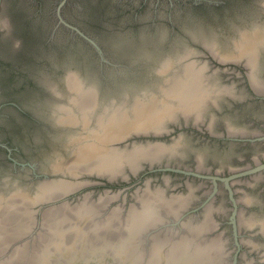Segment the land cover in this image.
<instances>
[{
    "label": "flooded vegetation",
    "instance_id": "af4514ba",
    "mask_svg": "<svg viewBox=\"0 0 264 264\" xmlns=\"http://www.w3.org/2000/svg\"><path fill=\"white\" fill-rule=\"evenodd\" d=\"M61 1L0 0V16L7 18V24L0 23V186L6 178L28 181L35 176L34 171H42L49 163V153L64 145L65 130L52 116L56 101L53 90H65L68 68H78L104 90L115 91L139 82L147 66L159 61L163 52L192 42L190 29L198 25L225 41L235 34L234 26L264 24V0L262 6L261 0H155L156 9L152 8V0H64L60 8L63 21L57 14ZM165 4L168 15L161 10ZM218 65L223 79L234 87L242 85V90L236 94L234 88L235 94L224 95L219 106L212 103L200 127L194 126L193 120L186 124L181 119L175 131L186 130L198 139L193 144L206 145L207 150L214 146V150L243 163L230 167L227 173L220 167L205 173L218 177L217 189L212 178L199 179L212 180L211 193H217L219 182L225 183L223 178L233 176L230 180L255 189L260 199L249 207L255 213H264V92L253 87L244 61L232 62L226 70L224 64ZM259 70V79L264 83V50ZM51 82L58 86L51 87ZM229 112L251 128L230 132L228 122L226 126L220 122ZM210 115L218 116V131L214 120L212 130L208 127ZM173 163L195 169L188 157ZM168 172L181 174L183 179L197 177L177 171L150 175L162 178ZM239 203L237 200L238 209ZM190 208L201 211L204 206Z\"/></svg>",
    "mask_w": 264,
    "mask_h": 264
},
{
    "label": "bare ground",
    "instance_id": "6f19581e",
    "mask_svg": "<svg viewBox=\"0 0 264 264\" xmlns=\"http://www.w3.org/2000/svg\"><path fill=\"white\" fill-rule=\"evenodd\" d=\"M231 39L233 42L227 46L218 47L211 40L204 43L214 55L244 61L249 66L253 87L264 92V83L257 74L264 50V24L239 28ZM159 61L156 85L162 90L159 94L123 96L119 100L112 96L109 103L102 104L93 84H85L73 74L67 77L65 90L54 89L58 97L52 116L65 130L63 148L69 155L61 158L55 167L70 173L93 172L96 159L101 160L99 171L110 175L122 172L126 163L135 168L142 158H159L163 153H171L167 151L170 148L135 145L118 149L110 142L132 132L163 131L168 120L180 115L187 120L192 118L195 123L202 122L207 105L212 101L218 104L226 94H235L234 86L222 83L216 72L209 73L206 65L195 63L193 52L188 49H178ZM208 126L211 128V121ZM77 184V180H57L40 187L34 195L17 191L6 199L0 197V264H18L21 258L26 259V264H220L223 261L219 249L222 240L218 234L210 235L216 228L213 204L207 205L199 221L184 222L179 232H159L163 214L179 213L188 207L194 198L192 185L184 194L169 196L159 188H143L134 204L122 211L108 208L105 202H111L110 196H101L100 201L85 196L74 204L47 208L43 211V222L39 223L31 205L63 195ZM243 200L250 202L247 196ZM12 212L18 213L21 223L16 234L37 231L46 237L47 242H43L38 253L35 254L29 241L12 247L8 257L3 255L13 242L10 243L12 234H5L2 222ZM240 221L249 227L257 226L264 234V218L249 215Z\"/></svg>",
    "mask_w": 264,
    "mask_h": 264
},
{
    "label": "water",
    "instance_id": "95a60500",
    "mask_svg": "<svg viewBox=\"0 0 264 264\" xmlns=\"http://www.w3.org/2000/svg\"><path fill=\"white\" fill-rule=\"evenodd\" d=\"M64 0L61 1L57 7V14L60 17L61 21H63L61 13H60V8L64 4ZM260 5L262 6V0L260 1ZM262 15L264 17V11L262 12ZM252 26L250 25H243L239 24L237 26H234V30H238L239 28H250ZM201 29V30H200ZM80 31L79 29H77ZM190 32L193 33L192 37V42L187 41V43L183 44L179 48L173 49V50H168L165 53H168L167 55H170L172 51H176L178 49H188L193 52V57H194V62L195 63H203L206 65L209 73H214L216 72L218 74L219 80L222 81V83H226V79H223L221 76V67L218 65L224 64L225 65V70L229 69L230 67L228 66L232 62H241V60H235V58H226L223 59L217 55H214L206 46V43L204 41L206 40H211L213 42H216V45L220 47L221 45L227 46V44H230L233 42V35H230L225 38V41L221 39V37L218 34L214 33H209L208 30L205 28L204 25H198L197 27L190 29ZM236 32V31H235ZM200 33V34H199ZM199 38V39H196ZM94 45L98 47V49L101 51V48L95 40H93ZM193 44V45H192ZM165 53H162V56H166ZM161 56V57H162ZM199 56L204 57V59H200ZM161 59V58H160ZM159 59V60H160ZM106 60V59H105ZM218 62V63H217ZM160 61L155 62L153 65L147 66L146 70L143 72V75L140 76L141 79H139V82L137 83H132L130 85L124 86L123 88L117 89L115 91H108L104 90L102 86L99 84L98 81H96L93 78V81L91 80L90 76L81 71L78 68H71L69 71L66 72L64 75V81H66L67 77L70 74L75 75L80 81L84 82L85 84L92 83L93 87L97 89L98 95L100 97L101 103L106 104L109 103L108 101L113 97L116 98V100H119L123 96H128L130 98L136 97L138 94H142L144 96H149L152 94H159L162 92V90H158L157 85V78L159 77L158 74V68H159ZM249 71V69L247 70ZM239 73V71H237ZM259 68L257 71L258 77H259ZM249 74V73H248ZM233 81V80H232ZM229 84V83H226ZM58 86V85H57ZM233 86V85H232ZM53 93L57 96L55 90H53ZM58 97V96H57ZM212 103L215 104V106H219V101L218 104L212 101ZM212 109L211 105H207V108L205 110V117L202 122H192V118L187 120L183 115H180L177 118H174L175 120H168L167 125L163 131L160 132H132L130 135L126 136L125 138H122L120 140H115L110 142L111 146L114 148H133L135 145H140L144 146L146 148H149L152 145H161L167 148H170V150H167L168 152L171 153H163L160 155L159 158L156 159H150V158H142L139 165L136 166L135 168L131 167L128 163L125 164L124 169L122 172L116 173V175H110L109 173H103L99 171V165L100 161H97L96 159L94 160L96 165L95 168L93 169V172L91 171H76L74 173H70L69 171L66 170H61L54 165L61 160V158H68L69 155L65 151V148L62 147H56L54 148L48 155L49 163L44 166L43 170L40 172H36L35 176L30 178L28 182L30 184L28 185H18V184H12L11 178H6L4 181V185L0 186V197L1 198H8L12 193L14 192H26L29 194H33L36 191L40 189V187L44 186L45 184H50L52 181H57V180H77V187L73 190H70L66 192L63 195H60L56 198L53 199H48V200H42L35 202L31 205L32 209L36 213L37 217L41 219V215L43 211H45L49 207H56L60 206L63 204H74L79 202L81 199H83L85 196H92L91 192H82V188L88 184H97V185H105L108 186L106 189H104V193L100 194L99 197L102 195H110L113 197V200L111 203L115 200L118 199L120 196H122L123 193V201L121 204H118L115 207H122L124 210H127L131 205L134 204L135 198L137 194L146 186H150L151 182L153 181L152 175H150L153 172L156 171H177L181 172L187 175H194L200 178H212L214 180V185L215 189H217V176H212V175H206L205 174V169H192L191 167L185 166L184 168L178 164L175 165L173 163L174 160H179L183 158L180 149L183 147L184 143V134L183 133H175V125L181 126L179 121L181 119H184L186 121V124H189V121L193 123L194 126L200 127L201 123H204L207 119V112H209ZM213 120L214 117L213 115H210V121H211V130L213 128ZM57 125L60 126L59 123H56ZM209 127V126H208ZM233 130V129H232ZM234 131V130H233ZM109 144V143H108ZM68 150V149H67ZM182 156H181V155ZM199 160H203L202 157H199ZM146 170V171H145ZM145 171V179L142 180L143 173ZM149 174V175H148ZM142 175V176H141ZM83 176H91L93 178L92 181L89 180H80V177ZM231 177H225L223 180L225 181L227 187L230 189V197L234 203V210H233V216L231 222L233 223V228H234V233L236 235V239L238 238V224L237 220L235 218V215L238 213V208H237V200L233 197V191L230 187L229 180L232 178ZM33 183V184H32ZM120 184V186L116 187L113 189V187L109 186L108 184ZM34 185V186H33ZM32 186L34 187L33 191L31 190ZM131 192V198L132 201L127 205V194L129 191ZM181 193V192H178ZM34 195V194H33ZM211 196V193L209 197ZM211 198V197H210ZM209 198V199H210ZM189 211H187L186 214H188ZM192 212V211H190ZM258 218H264V213H256ZM185 217V214L182 215V218ZM189 220V219H188ZM180 223V222H178ZM254 227H250L255 228ZM258 236L261 238H264V234L261 233L260 230L257 232ZM24 238V237H23ZM23 238L17 239L16 241L13 242V244L10 246L15 247L20 244L25 243ZM238 249L241 248V243L236 241ZM222 252H226V256L230 252L228 248L224 247L222 248ZM238 252V250H237ZM262 256L264 255L261 254ZM228 257V256H227ZM237 261L236 256L235 260L232 262V264H235ZM263 262V261H261Z\"/></svg>",
    "mask_w": 264,
    "mask_h": 264
},
{
    "label": "rangeland",
    "instance_id": "374dc122",
    "mask_svg": "<svg viewBox=\"0 0 264 264\" xmlns=\"http://www.w3.org/2000/svg\"><path fill=\"white\" fill-rule=\"evenodd\" d=\"M137 1V0H136ZM153 2V7L154 9H156L157 5H156V1L152 0ZM124 5L128 4L125 2ZM130 5V4H129ZM168 5L165 4V9L161 8V10L166 13L167 15L169 14L168 11ZM0 23L2 24H7V18L3 15L0 16ZM53 21V19H52ZM201 30V29H200ZM210 30V29H209ZM193 45V44H192ZM172 53H175V50L172 51ZM168 53H165V55H167ZM205 57V56H204ZM204 57L199 56L200 59H204ZM73 69V67H70L67 69V71H69L70 69ZM66 71V72H67ZM231 85L232 82H227ZM57 83L55 82H51V87L53 86H57ZM233 84V83H232ZM235 91H241L242 90V85H236L235 87ZM209 120V119H208ZM222 121L219 120L218 116L214 117V122L215 124L217 123L215 129H220V122L224 123V126H226L225 124L228 122V124L233 127L232 129L234 130H242V129H248L251 127H248L249 123L248 122H240L237 120V118H235V115L233 113H226L222 116ZM220 121V122H219ZM229 127V126H228ZM234 130V131H235ZM232 132V131H231ZM175 133L179 134V133H183L184 134V145L183 147L180 149L181 155L183 158H189L190 162L193 163L194 168L197 169L198 167H202L203 166V170L205 169V173H213L215 172L216 169H218L219 167L222 169L223 173H227L228 169H230V167H236V166H240L243 165V163H240L238 160H236L234 157H231L230 154L228 153H222L218 150H214V146H209V149H206V145H201V144H193L195 142H197V138H195L190 132L188 131H176ZM191 148V150L188 149ZM214 150V151H212ZM190 151V152H189ZM216 151V152H215ZM202 157V164L199 161V157ZM181 158V159H183ZM189 164V163H188ZM219 168V169H220ZM200 169V168H198ZM221 171V172H222ZM179 175H173L170 174L169 172L166 174L164 173L162 175V178L159 175H152L153 177V181L151 182L150 186H146L149 187L152 190H155L157 188L161 189L164 191V193L166 195H170V194H177L178 192L181 193H186L189 190V185H192V187L194 188V198L190 201V203L188 204V207L184 208L182 210V212L180 211L179 213H165L162 216V220L159 222L158 224V229L159 232H172V231H177L179 232V228L183 226L184 222H188V221H193V222H197L199 221L200 217L203 216L204 213V209L207 207V205L209 204H213L214 206H216V211H214L213 213V221L215 222L216 228L214 231L211 232V236L214 234H218L219 238L222 240V246L219 248L220 249V254L221 257L223 258V261L220 262V264H232V262L235 260V256H236V263L235 264H264V260H263V256L261 254L264 253V238H261L258 236L257 232L259 230L258 227L255 228H250L249 226H247L245 223H242L240 221V219L245 216H249L252 215L255 218L258 217L257 214L253 211V209H251L249 206L253 205V202L256 201V199H260L258 193L255 191V189H251L249 187H245L244 185H242L240 182H235L230 180L229 184H233L232 185V190L233 192H236V194L233 195L234 198H237V200L240 202L239 203V209H238V213L235 215V218L237 220V224H238V241L241 243V248L238 249L237 246V239H236V235L234 233V228H233V223L231 222L232 220V216H233V210H234V206L232 204V199H231V195L229 192V189L227 187H225V183H223L222 181L219 182V190L217 191V193H211L213 192L214 188H213V183L212 180H201L199 179L200 177H192L189 178H181ZM12 184H18V185H28L30 184L27 180H20L18 177H13L10 179ZM80 180H89L92 181L93 178L90 176H83L80 177ZM168 180V181H167ZM234 182V183H233ZM33 184V183H32ZM186 186H185V185ZM34 186V185H33ZM32 186L31 190L33 191L34 187ZM108 186L105 185H97V184H88L86 186H84L82 188V192L83 193H88L91 192L92 196H88L89 199L93 200H99L100 198L99 195L104 193V189H106ZM145 187V188H146ZM113 189H115L113 187ZM132 191L130 190L129 193L127 194V205L132 201L131 198V193ZM211 193V198L209 197ZM125 193L122 194V196H120L118 199H115L112 203L110 201L105 202V204H108V208L112 209L113 207L116 209H120L121 211L123 210L122 207H115L118 204H121V202L123 201V195ZM103 196V195H102ZM105 196H110L105 195ZM248 197V199H250L251 201H244L243 197ZM111 201L113 200V197L110 196ZM210 198V199H209ZM103 201V199H101ZM199 205H203L204 208L203 210L201 209V211L199 210H192L191 208L193 206V208L198 207ZM188 212V214H186ZM20 212V211H19ZM185 214V217L182 218V215ZM5 217V215H4ZM16 219H17V223L18 225L16 226ZM189 219V220H188ZM44 220V214L42 213L41 215V219L39 218V223L43 222ZM223 221H225L226 223L223 225ZM180 222V223H178ZM20 219L18 216V213H15V215L10 214L7 215L5 217L4 222H2V228H5V234H12V237L10 238V243L16 241L17 239L23 238L25 239L24 242L26 244H32V247L34 249L35 254L38 253V251L42 248L43 242H47L46 237L44 235H42L41 232H37L35 231L34 233H32L33 231H28L26 233L22 232L21 234H16V227H18V229L20 230ZM45 234V233H44ZM152 237V236H151ZM150 239V236L147 237V239ZM148 239V240H149ZM148 242V241H146ZM224 247L228 248V250L230 251L228 253V257L226 256V252H222V248ZM9 247V246H8ZM11 247L9 249H7L3 255L4 256H9L10 252H11ZM238 250V252H237ZM19 263L18 264H26V259H19ZM263 261V262H261ZM116 262V261H115Z\"/></svg>",
    "mask_w": 264,
    "mask_h": 264
}]
</instances>
